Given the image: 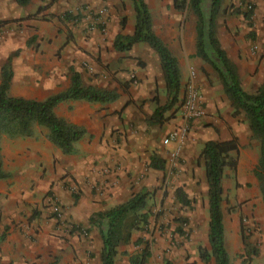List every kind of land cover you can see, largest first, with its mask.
Returning a JSON list of instances; mask_svg holds the SVG:
<instances>
[{"label":"crops","instance_id":"obj_1","mask_svg":"<svg viewBox=\"0 0 264 264\" xmlns=\"http://www.w3.org/2000/svg\"><path fill=\"white\" fill-rule=\"evenodd\" d=\"M42 1L47 0H30L27 6L19 7L14 0H0V68L9 55L17 52L10 63L12 77L8 94L42 101L69 88L72 70L78 75L82 86L114 91L117 99L108 104L66 101L54 107L56 117L84 130V136L74 144L70 155H62L52 146L44 137V129L42 136L34 133L29 138L12 140L11 157L7 166L0 146L2 167L10 175L9 179L0 181V264H85L82 250L75 245L74 237L68 238L58 233L54 220L47 219L44 212L25 222L22 217L28 207L42 203L44 194L51 190L54 200L64 207L65 216L70 223L88 225V218L92 214L121 204L140 188L150 185V172H160L149 167L152 156L150 152L159 139L157 133L165 127L169 128L174 121L148 123L155 107L153 100L156 99L159 106L166 102L160 69L158 68L157 74L154 68L158 65V59L153 52L145 44H134L126 52L113 49L116 35L132 34L133 12L130 23L125 21L121 29L119 16L122 13L117 15L113 9V6L117 7L116 0H58L57 3ZM145 3L153 33L177 61L181 94L188 75L189 61L199 64L194 57V23L174 21L175 16L172 15L173 18L166 20L160 32L153 23L147 0ZM39 7L43 11L31 17ZM89 11L99 15V26L90 18ZM74 12L78 18L71 20ZM61 13H71V16L64 20ZM216 20V36L220 47L237 66L231 49L233 44L238 48L235 43L240 37L235 35L243 27L240 28L239 25L235 28L234 23L230 22L227 26L229 35L223 41L219 37L222 28ZM30 40L32 43H28ZM141 54H145V57ZM138 58L141 60L140 64L136 61ZM200 65L207 73L206 67ZM156 76L160 78L155 79ZM131 79L134 80L130 83ZM197 79L196 84L204 103L203 115L204 112L216 110L214 112L219 113L222 121L228 125L230 134L223 133V123L215 119L217 115H212L214 118L210 121L218 134L204 128L206 132L199 134L208 139L203 141L197 140L196 134H191L179 154L190 161L193 154L189 150L193 148L197 159L204 142L224 141L233 135L240 147V160L236 168V178L239 181L241 175L238 174L244 168L251 167L257 150L255 146L248 144L249 132L246 125L240 122L238 124L230 118L229 104L217 94L213 95V90ZM122 85L126 87L124 92ZM205 120L209 121L208 118ZM242 137L247 139L244 141ZM166 148L169 153L162 160H166L168 164L172 161L173 145ZM246 158L250 161H246ZM199 174L200 178H204L203 171ZM181 177L179 187L186 184L187 180H192L190 173L188 175L183 172ZM204 185L206 188V184ZM72 187L76 194L80 193L76 201L69 195ZM186 192L188 195V191ZM248 194L253 197L257 193L253 189ZM189 197L188 195L187 199ZM240 212L252 213V221L247 220L246 225L256 224L262 232L259 256L252 259V263L264 264V212L259 199L237 209L231 215L229 224L222 213L226 253L229 255L230 252L227 244L238 239ZM203 221L207 222L208 219L204 216ZM202 233L205 234V239L202 238L201 241L193 238V244L184 245L181 249L188 252V264H203L197 258L196 248L201 246L208 249L206 226L202 228ZM96 234L93 228L90 229V238L97 254H94L89 264H99L100 241ZM28 235L36 240L34 244L28 243ZM120 248L116 257L122 250ZM127 257L123 258L127 261Z\"/></svg>","mask_w":264,"mask_h":264},{"label":"trees","instance_id":"obj_2","mask_svg":"<svg viewBox=\"0 0 264 264\" xmlns=\"http://www.w3.org/2000/svg\"><path fill=\"white\" fill-rule=\"evenodd\" d=\"M207 1L206 10L204 9ZM223 0H181L174 9L180 11L186 4L194 17V57L206 64L215 74L223 95L232 110L231 117L242 114L247 124L249 135L258 143V158L252 169L260 194L264 212V70L262 81L253 93L242 90L236 66L228 59L225 51L220 47L216 36L215 20ZM19 7H25L30 0H14ZM133 12V32L130 36L118 34L113 41V49L126 52L134 44H145L157 57L161 72L166 102L159 106L154 99V110L148 120L149 124H159L162 112L170 111L181 106L180 75L177 61L163 42L153 33L152 24L145 0H130ZM43 11L36 9L31 17ZM249 19V14H244ZM125 18L120 20L123 29ZM30 41H28L29 43ZM17 52L12 53L0 68V139L29 138L33 135V128L38 127L46 131L45 139L62 155H70L73 147L84 136V130L56 117L53 109L56 105L66 101H84L88 103L108 104L117 99L114 91L99 90L84 87L80 84L78 75L70 71V86L63 92L48 96L42 101L12 97L8 94L12 77L11 60ZM124 90L125 85L121 86ZM150 121V122H149ZM238 141L233 135L224 141L208 140L203 143L197 160H202L207 198V243L209 250L197 248V258L202 263L212 260L213 264H231L224 247L222 209L223 190L221 181L225 169L236 170ZM152 170L162 171L164 161L155 156L149 159ZM10 175L3 170L0 154V181L9 179ZM177 203L188 205L189 200L180 188L174 190ZM74 201L76 195H72ZM151 194L147 191L131 195L125 202L109 208L103 212L92 214L88 218V225L95 227L100 241L98 251L99 264H115L117 250L120 246L132 244L138 248L137 252L127 257L128 264H146L150 257L149 245L140 238L132 242L134 232L145 231L148 225V202ZM179 232V230H178ZM240 239L242 254L250 259L257 255V250L248 243L246 234L240 222ZM162 264H173L163 259Z\"/></svg>","mask_w":264,"mask_h":264},{"label":"rangeland","instance_id":"obj_3","mask_svg":"<svg viewBox=\"0 0 264 264\" xmlns=\"http://www.w3.org/2000/svg\"><path fill=\"white\" fill-rule=\"evenodd\" d=\"M116 1L118 2L117 7L113 6L115 13L118 15L121 12L122 15L119 16V18H125L126 23H130V21L132 20L130 0ZM42 2L57 3L58 0H47ZM147 2L150 7L151 16H153V23L160 32L163 25L166 23V20L173 18L172 15L175 16V19L173 18L174 21L182 23L193 21L194 23V17L186 7V4L180 11H178L174 9L173 0H147ZM206 2L207 1H205L204 5L205 10L207 7ZM180 3L181 0H176L175 5L178 7ZM75 12L73 16H71V13H69V15L67 13H61L60 16H62L64 20H67L69 18H67V16H71L70 19L72 20L74 18H78V16L75 15ZM244 14H249V19H244ZM89 16L94 20V22H97L98 26L101 24L100 22H98L99 15L97 13L93 14L90 12ZM216 19L218 26L222 28L220 29L219 37L223 41H226L227 35H229L227 26L228 24H230V22L234 23L235 28L239 25L240 28L243 27V29H241V32H238L235 35L240 37L238 42L235 43L238 48H235L233 44L231 51L232 57L235 61V64L237 65V73L242 90L247 93H253L262 81L264 70V0H223L220 4ZM30 43H32V40H30ZM141 55L145 57V54ZM197 60L199 62V64L197 65L191 62V60L189 61V64L187 65V74L190 70L194 71L196 75V83L198 80L197 78H199L201 80V83L205 84L213 90V95L217 94L222 98V101H224L226 104H229L228 100L222 93L220 84L213 71L199 59ZM136 61L138 64L141 63V60L139 58L136 59ZM200 64H203L206 67L207 73L206 71H204ZM158 66L159 65L154 66L157 74H159ZM158 78L160 77H155V79ZM133 80L131 79L130 83ZM184 84L185 83H183L181 94L179 95V98L181 99L184 93ZM121 89L124 92V89L122 87ZM201 108L202 110L204 109V103H202ZM214 111L209 113L204 112V115L188 123L187 136L182 145V148L191 134H196L197 140L203 141L208 139L206 136L199 134L206 132L204 128H208L210 131H212V133L214 132L215 134H218V131L210 121L212 118H214L212 117V115H217V118L215 119H217L219 123H223L221 128L223 133L230 134L228 125L222 121L221 115ZM231 112L232 110L230 108L231 119L236 120L237 123L240 122L241 124H245L247 127L242 114L231 117ZM180 118V105L170 111L162 112V121L167 122L168 120H173L174 122L169 128L165 127L162 130L158 131L157 134L159 139L157 140V143H155L154 149L150 152L152 156L162 159L163 157H165V155H168L169 151L166 148L168 145H163L162 140L166 136L167 131L175 129L180 124ZM206 118H208L209 121L205 120ZM148 127L150 126L148 125ZM43 132L44 130L42 128H33V134L35 133L42 136ZM243 139L245 141L247 138L244 137ZM12 140L15 139H8L6 137H2L0 139V146L3 149V154L5 155L6 166L9 163V158L11 157V155L9 154L11 153L10 142ZM248 144L255 146L257 151L256 154L254 153L255 158L253 164H251V167L249 166V168H244L242 170V173L238 174L239 176L241 175L239 181L236 178V170L233 173L232 171L225 169L223 172V178L221 181L223 190V202L221 204V209L225 219H227L228 224L231 221V215L234 214L237 209L240 210L242 206L246 205V203L250 201L254 202L258 199L261 200L257 183L252 176V169L256 165L258 158V143L256 140L252 139L250 135H248ZM182 148L180 149V152L182 151ZM195 152L196 151L193 148L189 150V153L193 154L190 161H186V159L182 158L180 154L176 158L172 159V161L168 164L166 163V160H163V170L157 173L151 171L150 185L142 187L137 191H147L149 194H151V200H149L148 202V225L145 231L134 232L132 234L133 241L140 238L144 242H147V244L149 245L150 257L147 260L146 264H162V260L164 258L170 260L173 264H188L186 262H189L190 257L186 250H181L182 247L184 245H189V243L193 244V238L201 241L202 238L205 239V234H203L204 232L202 233V228L206 226L207 229L208 222L203 221L204 216L208 219L206 188L204 187V178H200L199 174L200 171H203L202 160L195 159ZM18 157L21 156L18 155ZM239 160V154H237V165ZM246 161H250V159L247 160L246 158ZM183 172L187 173L188 175L190 173L192 180L191 182L187 180L186 184H183L181 187H179L178 184L180 183V179L182 178L181 173ZM247 178L248 180H246ZM193 180L195 181L193 182ZM176 188H180L186 197H188V195L190 196L188 199V205L182 206L177 203L174 195V190ZM253 189L257 194H255V196L253 197H250L248 192ZM186 191H188V195ZM79 194L80 193L78 192L76 194L74 187H72L69 191V195L71 197L72 195H76L78 197ZM46 198H51L55 202V205L59 207L61 221L58 222L54 220V216L51 213L50 209L51 206L48 202H46ZM42 212L46 214L47 219L54 220V227H57L58 233H61L68 238L74 237L75 245L82 250V258L85 260V264H89L90 259L94 256V254H97L95 245L90 238V229L93 228V230L97 233L96 228L92 226L87 227L88 225H83L81 223H70L65 216L64 207L58 201L54 200V194L51 190H48L44 194L42 203H40L39 205L33 204L32 206H29L26 214L22 218L25 219V222H29L33 217H36ZM250 212H252V210H250ZM252 217V213L244 214L240 212L238 216L239 228L241 222L246 234H248V243L253 249L257 250V255L250 259L243 256L240 233L238 231V239L236 238L235 242L231 241L229 242V244H227V247L230 251L228 256L231 264H256L252 263V259L259 256V248L260 246H262L260 238L262 232L256 224L252 226L246 225V221H252ZM9 221L13 222L11 219H9ZM196 235L197 238H195ZM27 241L31 245L36 242L32 235H28ZM120 247V249L122 250L120 251V254L115 258V264H127L126 259H124L123 257H127V255L129 256L138 251V248L133 246L132 244ZM198 247L203 248L201 246H197V248ZM205 250L208 251L209 247ZM175 253L177 254L175 255ZM208 263L213 264L212 260H210Z\"/></svg>","mask_w":264,"mask_h":264},{"label":"built area","instance_id":"obj_4","mask_svg":"<svg viewBox=\"0 0 264 264\" xmlns=\"http://www.w3.org/2000/svg\"><path fill=\"white\" fill-rule=\"evenodd\" d=\"M195 72L190 70L187 75V79L184 84V93L181 103V120L180 124L170 132L162 140V144L167 146L173 145V152L171 154L172 159L176 158L187 136V126L192 120H195L203 115L202 110V97L197 89ZM51 206V213L54 216L55 221H61V214L59 207L55 205V202L51 198H46Z\"/></svg>","mask_w":264,"mask_h":264}]
</instances>
